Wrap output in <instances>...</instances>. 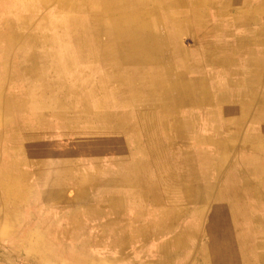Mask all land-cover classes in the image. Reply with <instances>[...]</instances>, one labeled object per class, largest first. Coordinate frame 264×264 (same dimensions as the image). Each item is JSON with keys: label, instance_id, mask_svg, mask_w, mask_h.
I'll list each match as a JSON object with an SVG mask.
<instances>
[{"label": "crops", "instance_id": "1", "mask_svg": "<svg viewBox=\"0 0 264 264\" xmlns=\"http://www.w3.org/2000/svg\"><path fill=\"white\" fill-rule=\"evenodd\" d=\"M33 1L45 8L29 11L69 3L97 13L101 27L148 28L153 53L141 66L129 59L136 43L103 36L100 59H84L87 113L54 129V152L68 159L43 180L42 203L62 197L96 221L160 219L169 232L180 214L186 249L197 238L201 252L219 253L212 264H264V0Z\"/></svg>", "mask_w": 264, "mask_h": 264}, {"label": "rangeland", "instance_id": "2", "mask_svg": "<svg viewBox=\"0 0 264 264\" xmlns=\"http://www.w3.org/2000/svg\"><path fill=\"white\" fill-rule=\"evenodd\" d=\"M23 7L0 0V264H212L197 238L181 245L180 214L169 232L160 219L96 221L62 197L42 203L43 180L61 174L68 159L54 152L62 143L54 129L83 113L88 99L85 63L72 57L58 70L60 52L72 48L58 38L59 15Z\"/></svg>", "mask_w": 264, "mask_h": 264}, {"label": "bare ground", "instance_id": "3", "mask_svg": "<svg viewBox=\"0 0 264 264\" xmlns=\"http://www.w3.org/2000/svg\"><path fill=\"white\" fill-rule=\"evenodd\" d=\"M23 1V9L26 10V9H31V8H37L38 9H43L45 8V5L42 7L40 4L36 3V1H31V0H22ZM113 1V0H112ZM121 1V0H120ZM119 1V3H120ZM256 1V0H255ZM136 2V1H135ZM248 2V1H247ZM36 6H33L35 5ZM38 4V5H37ZM121 4V3H120ZM201 4V3H200ZM124 5V4H123ZM41 6V7H40ZM164 6V5H163ZM105 7V6H104ZM110 8V7H109ZM117 9V7H115ZM119 8V7H118ZM28 9V11H29ZM78 9L77 7H74V4H69V3H55L50 9H48L50 12L52 13H55V14H58L59 16L56 17L54 19V22L53 24L56 26V29L58 28L59 32H62L63 30H65V33L63 35H59V39L61 40V42H65L66 39H68V41L70 42V44H72V48L70 49H63L64 52L63 54H61L62 52H60V56H65V58H59V66H58V70H62L60 65L62 63V61H69L71 60L72 57H74L76 60L79 59V61L81 60H84L85 58H87L88 56H92L94 58H99L101 57V55L99 56V54H97V57L95 56L96 55V51L98 49V43L99 41L102 39L103 36L105 37H108V40H110V42L112 41L113 42H116L117 40H119V42H133V43H136V45H131L129 48L130 50L128 51L129 52V59L132 58L135 54H137L140 58H142V60H145V61H142L140 64L141 66H144L145 63H149L150 61L147 60L148 58H150L153 53L152 51L149 49L151 48V45H147V46H144L143 45V40L144 38H148L149 35H150V31L148 30V28H139V29H136V28H133V27H130V28H126V27H123L122 29H116L114 28L113 26L109 25L108 27H101V24L99 23L100 22V17H98L97 13H93L92 12H83L81 14L77 13L78 11L75 12V10ZM115 9V10H116ZM8 10V9H7ZM34 10V9H33ZM55 10V11H54ZM63 11V10H66L67 12L63 13V12H60ZM112 10V9H111ZM57 11V12H56ZM9 12V10H8ZM38 12V11H36ZM100 14V13H99ZM103 15V14H102ZM101 15V16H102ZM106 15V14H105ZM108 15V14H107ZM115 18H117L116 16H114ZM105 19V18H104ZM118 19V18H117ZM104 21V20H103ZM106 21V20H105ZM12 23V22H11ZM22 36V35H21ZM30 37V36H29ZM170 37V36H168ZM17 39V38H16ZM104 41V40H103ZM210 41V40H209ZM33 42V41H32ZM141 42V43H139ZM161 42V41H160ZM24 43V42H23ZM107 43V41H106ZM16 44V43H15ZM31 44V43H30ZM33 44V43H32ZM29 45V44H27ZM48 45V44H47ZM65 46V45H64ZM149 46V47H148ZM20 47V46H19ZM28 47V46H27ZM30 47V46H29ZM49 47V46H48ZM116 47V46H114ZM166 48V47H165ZM20 49H23V48H20ZM19 49V50H20ZM25 49V47H24ZM34 49V48H33ZM100 49V48H99ZM168 49V48H167ZM18 50V49H17ZM27 49H25L26 51ZM27 52V51H26ZM30 52V51H29ZM33 52V51H32ZM112 52V51H111ZM169 52V51H168ZM25 53V52H24ZM118 54V53H117ZM165 54V53H164ZM17 55H19L17 53ZM26 55V53H25ZM29 55V54H27ZM108 55V54H107ZM115 55V54H114ZM167 55V54H166ZM33 56V55H32ZM136 56V55H135ZM57 57V56H56ZM30 58V57H29ZM129 59H126L125 61L127 62ZM23 60V59H22ZM110 60V59H109ZM164 60V59H163ZM20 61V60H19ZM125 61H123V63H125ZM37 62V61H36ZM35 62V63H36ZM169 62V61H168ZM21 63V62H20ZM38 63V62H37ZM137 63V62H136ZM28 64V63H27ZM153 65V64H151ZM162 65V64H161ZM170 65V64H169ZM23 66V65H22ZM21 66V67H22ZM127 66V65H126ZM168 66V65H167ZM24 68V67H23ZM159 68V67H158ZM24 70V69H23ZM28 70V69H27ZM161 70V68H160ZM134 71V70H133ZM137 71V70H136ZM141 71V70H140ZM163 71V70H162ZM144 72V71H143ZM154 72V71H153ZM27 73V72H26ZM145 73V72H144ZM29 75H30V72H29ZM165 75V73H164ZM25 76V75H24ZM27 76V75H26ZM31 76V75H30ZM145 76V75H144ZM205 76V75H203ZM127 78V77H126ZM130 78V77H129ZM171 78V77H170ZM32 79V78H31ZM115 79H118V78H115ZM137 79V77L135 78ZM173 79V78H172ZM28 80V79H26ZM34 80V78H33ZM38 80V79H37ZM40 80V79H39ZM126 80H129V79H125V80H120V84L121 85H125V87H129L130 86V89L133 88V86L131 85L130 82L126 81ZM30 81V80H29ZM32 81V80H31ZM41 81V80H40ZM39 81V82H40ZM118 83V81H116ZM165 82V81H164ZM179 82V81H178ZM204 82V81H203ZM33 83V82H32ZM174 83V82H173ZM36 84V83H34ZM166 84V83H165ZM140 85L142 86L141 88L142 89H145V88H150V80L149 78H142L141 77V83ZM30 86V85H29ZM43 86V85H42ZM177 87V86H176ZM38 88V86H37ZM180 88V87H179ZM27 89V88H26ZM237 89V88H236ZM180 90V89H179ZM262 90V89H261ZM31 91V90H30ZM28 91V92H30ZM232 91V90H231ZM242 91V90H241ZM31 92H34V90H32ZM264 92V91H263ZM40 93V92H39ZM38 93V94H39ZM130 93V92H129ZM32 94V93H31ZM36 94V93H34ZM37 94V95H38ZM45 94V93H44ZM43 94V95H44ZM236 94V93H235ZM33 95V94H32ZM31 95V96H32ZM42 95V96H43ZM127 95H130L129 96V100L133 101V100H137L139 101L140 98L138 97V94H135L133 92H131V94H127ZM34 96V95H33ZM32 96V97H33ZM36 96V95H35ZM116 96V95H115ZM120 96V94H119ZM183 98L185 99V94H182ZM38 97V96H37ZM44 97V96H43ZM156 97V96H155ZM155 97H152L147 95L145 98L141 99V101H149V100H153ZM179 97V96H178ZM39 98V97H38ZM41 98V97H40ZM169 98V97H168ZM172 98V97H171ZM35 99V98H34ZM102 98L100 97V100ZM120 99V98H118ZM183 99V100H184ZM157 100V99H156ZM181 100V99H180ZM153 102V101H152ZM168 102V101H167ZM171 102V101H170ZM156 103V102H155ZM48 104V103H47ZM160 105V104H159ZM224 107V106H223ZM227 107V106H226ZM225 107V108H226ZM234 107V106H233ZM230 108V107H229ZM178 109V108H177ZM238 109V108H237ZM163 110V109H162ZM166 111V110H165ZM164 111V112H165ZM76 112V111H75ZM74 112V113H75ZM94 112V111H93ZM181 112V111H180ZM235 112V111H233ZM70 113V112H68ZM79 113V112H78ZM81 113V112H80ZM84 113H87V112H84ZM163 113V112H162ZM167 113V112H166ZM169 113V112H168ZM237 113V112H236ZM239 113V112H238ZM71 114V113H70ZM89 114V113H88ZM221 114V113H220ZM78 115V114H77ZM76 115V116H77ZM98 115V114H97ZM165 115V114H164ZM232 115V114H231ZM92 116V114H91ZM95 116V115H94ZM163 116V115H162ZM67 117V116H66ZM86 117V116H85ZM93 117V116H92ZM97 117V116H96ZM232 117V116H231ZM88 118V116H87ZM225 118V117H224ZM78 119V118H77ZM94 119V117H93ZM98 119V118H97ZM89 120V118H88ZM87 120V121H88ZM109 120V119H108ZM96 121V119H95ZM100 121V120H99ZM234 121V120H233ZM241 121V120H240ZM74 122V121H73ZM85 122V121H84ZM83 122V124H84ZM231 123V122H230ZM71 124V123H70ZM226 124V123H225ZM205 126V125H203ZM202 127V126H201ZM206 127V126H205ZM72 128V127H71ZM154 130V129H153ZM84 133V132H83ZM58 134V133H57ZM60 134V133H59ZM72 134V133H71ZM88 138V137H87ZM60 140V139H59ZM67 140V139H66ZM69 141V140H68ZM62 142V140H61ZM87 142V141H86ZM89 143V142H88ZM179 143V142H178ZM88 145V144H87ZM159 145V144H158ZM157 146V145H156ZM89 147V146H88ZM72 148V147H71ZM77 148V147H76ZM97 148V147H96ZM101 148V147H100ZM74 150V149H73ZM111 150V149H110ZM68 151V150H67ZM56 152V151H55ZM50 153V152H49ZM55 154V153H54ZM53 154V155H54ZM172 154V152H171ZM79 155V154H78ZM108 155V154H107ZM111 155V154H110ZM57 156V155H56ZM73 158V157H72ZM106 158V157H105ZM108 159V158H107ZM61 160V159H60ZM53 163V161L51 162ZM55 163V162H54ZM166 163V162H165ZM165 165V164H164ZM170 165V164H169ZM165 167V166H164ZM168 167V166H167ZM178 167V166H177ZM114 169V168H113ZM138 170V169H137ZM170 170V169H169ZM74 171V170H73ZM118 171V170H117ZM136 171V170H135ZM182 171V170H181ZM140 172V171H139ZM138 172V173H139ZM240 172V171H239ZM152 173V172H151ZM155 173V171H154ZM76 174V173H75ZM112 174V173H111ZM251 174V173H250ZM119 175V174H118ZM110 176V175H108ZM246 176V175H245ZM244 176V177H245ZM117 177V176H116ZM248 177V176H247ZM243 178V177H242ZM85 179V178H84ZM89 179V177H88ZM111 179V177H110ZM139 179V178H138ZM173 179V178H172ZM249 179V178H248ZM95 180V179H94ZM113 180V179H112ZM110 180V181H112ZM244 180V179H243ZM47 181V180H46ZM49 181V179H48ZM47 181V182H48ZM91 181V180H90ZM109 181V180H108ZM127 181V180H126ZM130 181V180H129ZM139 181V180H138ZM40 182V181H39ZM42 182V181H41ZM68 182V181H67ZM117 182V181H116ZM190 182V181H189ZM248 182V181H247ZM71 183V182H70ZM112 183V182H111ZM122 183V182H120ZM191 183V182H190ZM250 183V182H249ZM41 184V183H39ZM68 184V183H67ZM144 185V184H143ZM64 187V186H63ZM87 187V186H86ZM146 187H147V184H146ZM184 187V186H183ZM80 188V187H79ZM85 188V187H84ZM202 188V187H201ZM51 189V188H50ZM185 189V188H184ZM40 190V189H39ZM80 190V189H79ZM83 190V189H82ZM188 190V189H187ZM263 190V189H262ZM59 191V190H58ZM75 191V190H74ZM78 191V190H77ZM55 192V191H53ZM56 193V192H55ZM224 193V192H223ZM47 195V194H46ZM160 196V194H158ZM222 195V194H221ZM53 196V195H52ZM51 196V198H52ZM73 196V195H72ZM194 198V197H193ZM261 199V198H260ZM52 200V199H50ZM223 200V199H222ZM215 201V200H214ZM60 202V201H59ZM66 202V200H65ZM77 202V201H76ZM84 202V201H83ZM192 202V201H191ZM154 203V201H153ZM158 203V202H157ZM163 203V202H162ZM165 203V202H164ZM151 205H154V204H151ZM80 206V205H79ZM227 207V206H225ZM74 208V207H73ZM81 209V207H80ZM228 210V209H227ZM226 210V211H227ZM48 212V211H47ZM213 213V212H212ZM49 213H47L48 215ZM53 214V212H52ZM221 215V214H220ZM229 215V214H228ZM211 216V215H210ZM211 219V218H210ZM217 219V218H216ZM222 219V218H220ZM88 220V219H87ZM231 220V219H230ZM67 221V220H65ZM222 221V220H221ZM68 222V221H67ZM70 222V221H69ZM211 222V221H210ZM219 222V221H218ZM224 222V221H223ZM67 224V223H66ZM217 224V223H216ZM259 224V223H258ZM213 225V224H212ZM213 227V226H212ZM218 227V226H217ZM215 228V227H214ZM212 230V229H211ZM216 231V230H215ZM220 231V230H219ZM215 233V232H214ZM217 233V232H216ZM218 239V238H217ZM223 239V238H222ZM228 239V238H227ZM230 239V238H229ZM226 240V239H225ZM234 240V239H233ZM232 241V240H231ZM224 242V241H223ZM228 244V243H227ZM223 245V244H222ZM231 247V246H230ZM229 249V248H228ZM233 249V248H232ZM231 250V249H230ZM221 251V249H220ZM224 251V250H223ZM238 251V250H237ZM206 255H205V260L207 261H214L213 259V255L217 256L218 259H219V253L216 255L217 252L213 253L212 251L209 252V251H206ZM219 252V251H218ZM259 252V251H258ZM262 255V252L260 253ZM222 255V254H221ZM226 256V255H225ZM240 257V256H239ZM263 257V256H262ZM234 260V259H233ZM262 260V259H261ZM224 261V260H223ZM226 261V260H225ZM255 263V262H254Z\"/></svg>", "mask_w": 264, "mask_h": 264}]
</instances>
